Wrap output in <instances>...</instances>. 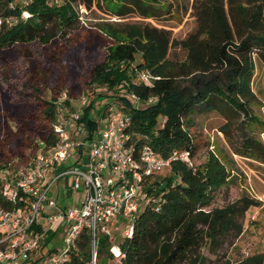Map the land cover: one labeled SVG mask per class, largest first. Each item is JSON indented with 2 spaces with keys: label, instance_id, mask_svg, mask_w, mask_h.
<instances>
[{
  "label": "trees",
  "instance_id": "obj_1",
  "mask_svg": "<svg viewBox=\"0 0 264 264\" xmlns=\"http://www.w3.org/2000/svg\"><path fill=\"white\" fill-rule=\"evenodd\" d=\"M93 6L117 19L135 15L157 21L172 15L166 0H0V50L67 42L83 28L81 8ZM190 8L195 28L182 39L146 22L101 21L96 26L108 44L84 83L119 93V109L130 114L126 145L135 156L143 144L163 157L173 150L186 151L190 161H172L162 171L143 178L141 195L147 202L133 222L132 235L117 240L124 253L120 264H206L201 249L216 253L226 241L240 236L245 212L257 204L243 196L223 207L211 206L215 192L231 183L233 175L211 146L202 162L192 163L198 145L189 129L195 113H219L226 120L223 132L241 117L249 134L243 135L242 146L235 153L264 163V144L250 129L259 123L252 111L256 95L251 85L256 59L264 66V0H192ZM173 47L185 51L183 59H170ZM136 71L148 72L151 84L137 81ZM7 80L5 71L0 86ZM16 82L17 99L31 110L22 122L15 123V130L9 125L12 118L5 115L0 167L27 166L32 153L58 141L53 125L59 96L50 91L47 95L44 80L24 77ZM126 94L154 100L136 106ZM64 103L69 104L68 99ZM92 106L85 107L78 120L88 134L84 140L93 136L98 118L103 119L107 111L103 106L95 119L90 114ZM12 139H18L17 149L10 147ZM112 242L108 235H99L96 264L104 257L112 258ZM90 261L91 237L83 228L62 264ZM222 264H264V257L257 254Z\"/></svg>",
  "mask_w": 264,
  "mask_h": 264
},
{
  "label": "built area",
  "instance_id": "obj_2",
  "mask_svg": "<svg viewBox=\"0 0 264 264\" xmlns=\"http://www.w3.org/2000/svg\"><path fill=\"white\" fill-rule=\"evenodd\" d=\"M135 79L151 84L152 76L136 71ZM128 97L136 106L154 100L142 101L135 94ZM59 100L53 125L57 143L32 153L27 166L0 167V264H62L83 228L91 237L90 264H96L100 234L113 240L109 248L112 259L121 263L124 253L114 237L119 230L122 237L132 235L133 222L147 202L141 195L143 178L162 171L172 161L190 163L188 152L173 150L163 157L143 144L135 156L133 148L126 145L130 114L117 106L107 108L101 119L104 124L89 139L74 138L70 128L88 135L78 123L82 114L58 108L63 105ZM61 179L66 180L65 200L70 193L80 192L78 202L61 205L62 192L54 195L52 190ZM48 208L55 212L47 213ZM121 220L124 225H117ZM60 229L64 232L62 249L45 251L44 238Z\"/></svg>",
  "mask_w": 264,
  "mask_h": 264
},
{
  "label": "rangeland",
  "instance_id": "obj_3",
  "mask_svg": "<svg viewBox=\"0 0 264 264\" xmlns=\"http://www.w3.org/2000/svg\"><path fill=\"white\" fill-rule=\"evenodd\" d=\"M166 1L172 6V15L157 21L142 19L135 15L117 19L95 6L89 10L81 8L83 28L72 33L67 42L53 41L45 47L31 44L1 49L0 75L6 71L8 80L0 86V132L6 133L5 115L12 118L9 119V125L15 130V123L22 122L23 116L31 110L28 104L23 105L16 97L18 85H16V81L22 80L24 77L38 82L44 80L43 86L46 87L47 95L50 91L53 96H59L57 101L62 99L63 105L58 108L67 109L68 113L79 110L82 114L85 107L92 106L90 104L92 101L94 103L90 114L95 119L99 117L100 109L103 106L106 110L109 107L119 108L120 102L116 99V95L119 93L84 83L91 66L103 57L108 44V40L96 30V26L101 21L146 22L168 29L173 38L182 39L195 28V19L191 16L190 8L192 0ZM184 56L185 51L178 47L169 50L170 59L181 60ZM51 60L57 61L53 63ZM251 87L256 95L252 111L259 123L252 125L250 129H253L252 136L264 144V66L257 59ZM69 95L71 98H68ZM67 99L69 104L64 103ZM192 119L193 125L189 131L198 145L196 156L191 160L192 163L202 162L211 146L210 149L213 148L233 175L231 183L215 192L211 206L223 207L243 196L257 201V204L250 206L245 212L242 221L243 231L240 236L233 239L232 242L226 241L216 253H211L206 248L201 249L207 258L206 264H222L225 261L236 263L257 254H262L264 257V163L235 153V149L242 146L243 135L248 136V128L241 125L242 118L239 117L234 119L227 130L223 132L221 126L226 120L217 112L195 113L192 115ZM98 124L99 127L104 124L101 118H98ZM74 129L75 127L70 128L74 138H85L82 133ZM17 145L18 139L10 141L11 148L17 149ZM63 181L61 179L59 183ZM52 190L54 192L55 187ZM53 212L55 211L52 208L47 209V213ZM124 223L125 221L121 220L120 223L117 222V225L123 226ZM61 231L60 229L54 236L47 235L44 238L45 251H60L62 249L64 232ZM121 237L119 230L114 237L115 244H117V240L122 239ZM99 263L120 264L113 261L112 258L105 257L100 259Z\"/></svg>",
  "mask_w": 264,
  "mask_h": 264
},
{
  "label": "crops",
  "instance_id": "obj_4",
  "mask_svg": "<svg viewBox=\"0 0 264 264\" xmlns=\"http://www.w3.org/2000/svg\"><path fill=\"white\" fill-rule=\"evenodd\" d=\"M64 181L59 183L54 191V195H57V192L60 191L62 192V199L65 197L64 196V191H65V184H66V180L63 179ZM82 195L80 192H77V193H74L73 195L70 193V197L68 199L65 200L64 198V201L62 200L61 202V205L62 204H74L76 202H78L80 199H81Z\"/></svg>",
  "mask_w": 264,
  "mask_h": 264
}]
</instances>
